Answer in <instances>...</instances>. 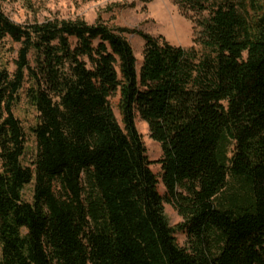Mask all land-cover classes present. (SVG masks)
I'll list each match as a JSON object with an SVG mask.
<instances>
[{
  "label": "trees",
  "instance_id": "obj_1",
  "mask_svg": "<svg viewBox=\"0 0 264 264\" xmlns=\"http://www.w3.org/2000/svg\"><path fill=\"white\" fill-rule=\"evenodd\" d=\"M3 1L0 51L15 55L0 59V264H264V0H176L200 53L100 20L16 23ZM125 32L144 40L139 67Z\"/></svg>",
  "mask_w": 264,
  "mask_h": 264
},
{
  "label": "rangeland",
  "instance_id": "obj_2",
  "mask_svg": "<svg viewBox=\"0 0 264 264\" xmlns=\"http://www.w3.org/2000/svg\"><path fill=\"white\" fill-rule=\"evenodd\" d=\"M5 14L16 23H26L47 18L75 19L82 18L89 24L100 20L112 27L136 29L153 37L161 36L173 45L185 49L193 48L201 52L198 43L200 27L195 22L193 14L182 13L176 0H31L29 6L22 0H7L1 3ZM131 44L139 67L142 59L144 40L136 33H123ZM10 46L6 42L5 48ZM17 48V44L12 45ZM15 53L0 51V59L11 61ZM11 64V63H10ZM12 69V65H9ZM113 111L119 120L116 98L112 99ZM15 115L20 119L27 135L26 151L22 159L26 165L34 157L35 142L29 127L35 122V112L22 95L20 103L15 107ZM136 127L142 135L147 149V155L152 162L150 168L155 174H160L161 167L156 161L161 157L160 144L151 139L147 124L139 118L135 120ZM160 193L164 187L159 183ZM33 183L24 187L23 198L32 200ZM164 212L172 227L182 222V217L172 205L164 203ZM177 243L186 246L187 237L182 231L174 233Z\"/></svg>",
  "mask_w": 264,
  "mask_h": 264
}]
</instances>
